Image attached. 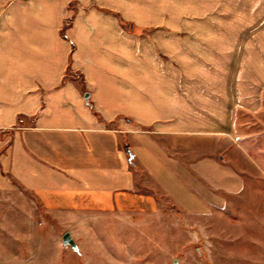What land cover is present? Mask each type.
Masks as SVG:
<instances>
[{
	"label": "crops",
	"instance_id": "crops-1",
	"mask_svg": "<svg viewBox=\"0 0 264 264\" xmlns=\"http://www.w3.org/2000/svg\"><path fill=\"white\" fill-rule=\"evenodd\" d=\"M74 1L93 3L0 0V264L38 256L55 226L145 223L165 215V197L200 216L216 190L239 189L231 146L264 94L262 70L247 75L245 46L216 53L226 65L233 54L235 75L208 59L198 60L206 71L167 75L150 47L136 75L134 61L121 67L114 55L125 38L121 13H75ZM263 33L256 29L257 64Z\"/></svg>",
	"mask_w": 264,
	"mask_h": 264
},
{
	"label": "rangeland",
	"instance_id": "rangeland-1",
	"mask_svg": "<svg viewBox=\"0 0 264 264\" xmlns=\"http://www.w3.org/2000/svg\"><path fill=\"white\" fill-rule=\"evenodd\" d=\"M70 5L75 13L86 7L121 13L127 22L120 31L125 38L114 55L121 67L123 61H134L136 75L141 74L147 47L152 61L158 57L167 75L206 71L199 59L213 60L215 72L228 68L235 75L238 65L233 64V54L226 65L216 53L229 43L235 51L239 42L247 52V75L261 70L264 75V63H254L256 29L264 28V0H93L90 6L77 1ZM72 22L73 18L65 20L63 35ZM131 24L152 29L132 32ZM159 27L164 30L158 31ZM207 46L215 48L214 57L205 58ZM74 77L82 83L70 76ZM234 136L228 162L238 173L234 183L239 182V189L216 190L207 214L188 216L165 197V215L145 223L55 226L44 238L47 247L40 241L39 255L25 256L23 264L31 260L32 264H264V94L261 108L244 119ZM67 233L75 247L64 245Z\"/></svg>",
	"mask_w": 264,
	"mask_h": 264
},
{
	"label": "water",
	"instance_id": "water-1",
	"mask_svg": "<svg viewBox=\"0 0 264 264\" xmlns=\"http://www.w3.org/2000/svg\"><path fill=\"white\" fill-rule=\"evenodd\" d=\"M85 98H86V100H88L89 99V94H86ZM128 153H129V151H128ZM63 243H64V245H69L71 247H75V243H74V241H73V239H72V237H71V235L69 233L64 235Z\"/></svg>",
	"mask_w": 264,
	"mask_h": 264
},
{
	"label": "trees",
	"instance_id": "trees-1",
	"mask_svg": "<svg viewBox=\"0 0 264 264\" xmlns=\"http://www.w3.org/2000/svg\"><path fill=\"white\" fill-rule=\"evenodd\" d=\"M64 37H65V35H64ZM73 50H74V47L72 48V52H73ZM67 76L68 77H70V76L73 77V76H75V74L70 69H68ZM20 118H21V116H20Z\"/></svg>",
	"mask_w": 264,
	"mask_h": 264
}]
</instances>
